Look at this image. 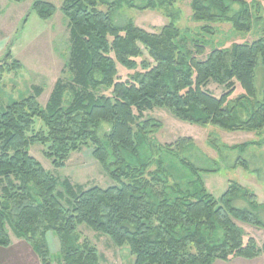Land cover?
Instances as JSON below:
<instances>
[{
  "label": "trees",
  "instance_id": "16d2710c",
  "mask_svg": "<svg viewBox=\"0 0 264 264\" xmlns=\"http://www.w3.org/2000/svg\"><path fill=\"white\" fill-rule=\"evenodd\" d=\"M181 1L146 0L136 8L164 12L172 19L170 11ZM261 3L264 0H190L191 21L203 24L193 35L172 22L158 33L132 21L117 25L118 6L105 0H64L60 10L70 42L64 69L70 79L56 81L44 108L37 102L41 89L0 108V247H9L13 237L24 241L41 264H50V234L59 243V264H107L80 233L78 227L84 225L115 247H128L133 264H213L233 258L252 261L264 254V243L259 248L252 238L245 241L236 224L264 231L257 214L264 204L234 181L214 198L200 174L216 170L197 169L181 157L194 147L192 140L181 138L164 146L165 156L160 157L149 137L161 124L143 118L145 112L166 110L192 126L261 137L264 89L258 100L254 83L257 67L264 66V39L209 52L205 40L213 34L211 24L224 21L236 33L249 34L262 20ZM31 11L48 21L55 7L38 0ZM10 47L0 62V81L5 73L22 68ZM118 66L133 74L119 80ZM210 83L224 89L220 98L206 89ZM236 84L242 93L233 98ZM69 89L72 96L66 99ZM99 89L109 96L97 97L94 91ZM36 120L43 128L34 132ZM259 144L247 142L241 149ZM34 145L44 148L43 156L55 169L64 168L70 154L91 149L115 185L75 190L30 156ZM154 156L159 159L152 160ZM168 156L186 172L180 178L185 183L168 185ZM237 168L247 171L248 165L237 159ZM235 200L248 208L235 207Z\"/></svg>",
  "mask_w": 264,
  "mask_h": 264
},
{
  "label": "rangeland",
  "instance_id": "374dc122",
  "mask_svg": "<svg viewBox=\"0 0 264 264\" xmlns=\"http://www.w3.org/2000/svg\"><path fill=\"white\" fill-rule=\"evenodd\" d=\"M35 1L38 0H22L20 3L0 0V62L4 60L7 47L11 46L13 60L19 61L22 65L19 71L7 72L3 75L0 81V108L32 96L35 89L42 90L37 102L44 108L56 81L64 79L63 81L67 82L70 79V73L64 69L70 46L68 22L60 10L64 0H42L55 7V14L48 21L39 20L31 11V6ZM105 1L117 4L114 17L117 25L123 26L132 21L135 26L146 32L158 33L162 27L172 22L179 30L189 31L193 35L198 28L203 26V24H195L191 21L190 0H182L175 4L174 9L170 11V14H173L172 19L165 17L164 12L138 10L136 7L144 5L146 0ZM260 6L262 20L249 34L236 33L231 23L226 21L211 24L213 34L205 38L208 41L206 52L213 48L229 49L233 44L251 43L260 38L264 39V3ZM234 9L238 8L234 7ZM143 56L147 59L146 53H143ZM131 74L133 72L118 66L119 80H125ZM66 75L67 79H65ZM254 84L257 99L260 100L264 89V66L262 64H259L255 71ZM206 89L216 98H220L224 93L223 88L213 83H210ZM70 92L69 89L65 96L66 99L72 96ZM241 93L236 84V91L232 97ZM94 94L97 97L109 96V91L99 89L94 91ZM143 118H151L161 124V128L149 137L160 150L158 151L160 157L165 156L163 155L164 146L171 145L181 138L192 140L194 147L182 151L181 157L197 169L216 170L214 173L200 174L206 191L214 198H219L225 192L229 181H234L253 192L258 202L264 204V132L261 137H256L252 133H229L213 127L192 126L175 119L168 111L159 109L145 112ZM42 128V123L36 120L34 132ZM247 142H260V144L242 150L241 146ZM43 149L40 145H34L30 148L29 154L40 163L46 172L60 182L68 180L75 190L92 187L106 189L115 185L93 159L91 149L81 148L70 154L65 167L61 169H55L51 161L43 156ZM157 159L159 157L154 156L152 160ZM170 159L171 157L168 156L165 163L171 176L168 178V185H172L174 181L185 183L180 178L186 175V172L184 173L177 159L173 162L168 161ZM237 159L247 163V171L242 168L234 169ZM150 170H155V166H151ZM58 191L64 194L61 186ZM233 204L237 208H248L247 204L241 200H235ZM257 214L264 223V208L258 210ZM236 224L243 230L245 241L252 238L259 248L262 247L264 231L245 224L237 222ZM78 229L83 237L96 246L107 264H133L134 257L129 253L128 247L117 248L108 237L84 225L79 226ZM12 239L16 240L13 237ZM47 239L52 257L50 264H59L58 240L50 234L47 235ZM1 250L0 264H41L34 252L35 257L22 253L19 246L12 245ZM213 264H264V254L252 261L233 258L228 262L217 260Z\"/></svg>",
  "mask_w": 264,
  "mask_h": 264
},
{
  "label": "crops",
  "instance_id": "0c3cea01",
  "mask_svg": "<svg viewBox=\"0 0 264 264\" xmlns=\"http://www.w3.org/2000/svg\"><path fill=\"white\" fill-rule=\"evenodd\" d=\"M0 11H1V9H0ZM47 241H48V239H47ZM12 245H16V246H19V249L21 250V252L22 253H27V254H31V255H33L34 256V254H33V251H32V249L26 244V243H24V242H22V241H20V240H13L12 238H11V244L9 245V246H12ZM8 248V247H7ZM1 249H3V248H1L0 247V253H2L1 251ZM35 257V256H34ZM1 262V261H0Z\"/></svg>",
  "mask_w": 264,
  "mask_h": 264
}]
</instances>
